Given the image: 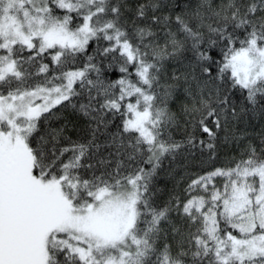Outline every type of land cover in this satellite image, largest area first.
I'll return each mask as SVG.
<instances>
[{"label":"snow or ice","instance_id":"1","mask_svg":"<svg viewBox=\"0 0 264 264\" xmlns=\"http://www.w3.org/2000/svg\"><path fill=\"white\" fill-rule=\"evenodd\" d=\"M0 264H264V0H0Z\"/></svg>","mask_w":264,"mask_h":264}]
</instances>
